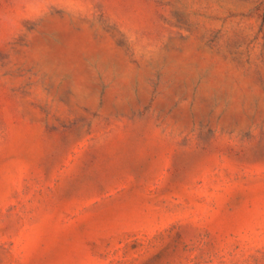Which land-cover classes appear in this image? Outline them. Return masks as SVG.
Wrapping results in <instances>:
<instances>
[{
    "label": "rangeland",
    "instance_id": "rangeland-1",
    "mask_svg": "<svg viewBox=\"0 0 264 264\" xmlns=\"http://www.w3.org/2000/svg\"><path fill=\"white\" fill-rule=\"evenodd\" d=\"M0 264H264V0H0Z\"/></svg>",
    "mask_w": 264,
    "mask_h": 264
}]
</instances>
